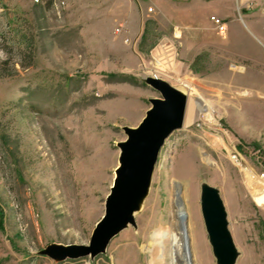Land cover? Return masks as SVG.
I'll return each mask as SVG.
<instances>
[{"label":"rangeland","instance_id":"374dc122","mask_svg":"<svg viewBox=\"0 0 264 264\" xmlns=\"http://www.w3.org/2000/svg\"><path fill=\"white\" fill-rule=\"evenodd\" d=\"M147 77L187 107L135 226L95 258H53L88 245L105 214L124 128L160 97ZM234 151L264 165V0H0V264H217L204 185L223 199L235 264H264V191ZM178 184L192 237L173 262Z\"/></svg>","mask_w":264,"mask_h":264},{"label":"water","instance_id":"95a60500","mask_svg":"<svg viewBox=\"0 0 264 264\" xmlns=\"http://www.w3.org/2000/svg\"><path fill=\"white\" fill-rule=\"evenodd\" d=\"M145 82L160 94L136 128H124L127 139L118 144L119 166L105 201V214L97 223L88 245L56 247L48 253L59 260L95 258L106 252L111 241L129 225L148 195L158 156L166 139L184 125L187 95L160 78ZM201 211L217 264H235L238 250L219 192L202 187Z\"/></svg>","mask_w":264,"mask_h":264},{"label":"bare ground","instance_id":"6f19581e","mask_svg":"<svg viewBox=\"0 0 264 264\" xmlns=\"http://www.w3.org/2000/svg\"><path fill=\"white\" fill-rule=\"evenodd\" d=\"M182 194H183V191H182L180 185L178 184L177 185V193H176L175 210H174L175 221L173 224V228H174L173 259H172L173 262L180 260L179 257L181 256L182 248L184 246L185 241H187L189 236L192 237V233L191 234L189 233V231L192 232V230H191V225L188 224L187 216H180V214H181L180 211L182 208L181 206L185 202ZM143 202H144V200L140 202V209L143 205ZM185 256L188 258L191 256V251L189 248L185 249ZM187 264H193V263L191 261H188Z\"/></svg>","mask_w":264,"mask_h":264},{"label":"built area","instance_id":"2783aa9c","mask_svg":"<svg viewBox=\"0 0 264 264\" xmlns=\"http://www.w3.org/2000/svg\"><path fill=\"white\" fill-rule=\"evenodd\" d=\"M36 3H41L43 2L44 0H34ZM64 4H65V1H64ZM215 23H216V26L219 30V33L224 35L226 33V30H227V27L226 25L221 22L220 20H216L214 19ZM229 157L231 159V161L239 168L241 169L242 171H244V173L249 177H250V174L251 173H256V179H257V183L259 184V190H262L264 191V165L263 163L259 162L260 163V168L258 169V171H256L252 166H250L246 161H243L242 157L236 152H232L229 154Z\"/></svg>","mask_w":264,"mask_h":264}]
</instances>
